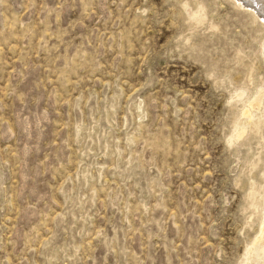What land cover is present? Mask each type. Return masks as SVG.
I'll use <instances>...</instances> for the list:
<instances>
[{"label":"rangeland","instance_id":"obj_1","mask_svg":"<svg viewBox=\"0 0 264 264\" xmlns=\"http://www.w3.org/2000/svg\"><path fill=\"white\" fill-rule=\"evenodd\" d=\"M259 91L234 0H0V264H264Z\"/></svg>","mask_w":264,"mask_h":264},{"label":"bare ground","instance_id":"obj_2","mask_svg":"<svg viewBox=\"0 0 264 264\" xmlns=\"http://www.w3.org/2000/svg\"><path fill=\"white\" fill-rule=\"evenodd\" d=\"M238 6L242 8H250L252 9V13L255 17L260 18L264 21V0H234ZM201 11V10H200ZM198 15V13H197ZM193 16V15H192ZM196 17V16H194ZM202 18V17H201ZM244 93L239 96V98L243 97ZM264 102V91H259L258 94L255 96V98L251 101L249 104L250 107L245 109L244 115L245 116H253L252 111L254 109H258V107ZM246 132V128L239 129L236 131L234 137L240 138L244 133ZM261 243H262V237H260L256 243H254L252 249H251V255L253 257H257L261 250Z\"/></svg>","mask_w":264,"mask_h":264}]
</instances>
